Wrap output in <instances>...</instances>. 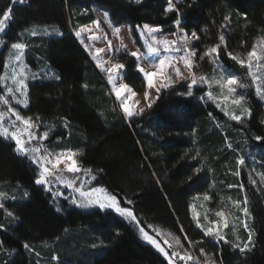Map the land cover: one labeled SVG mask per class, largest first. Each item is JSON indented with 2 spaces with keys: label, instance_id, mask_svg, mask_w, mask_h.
Instances as JSON below:
<instances>
[{
  "label": "trees",
  "instance_id": "1",
  "mask_svg": "<svg viewBox=\"0 0 264 264\" xmlns=\"http://www.w3.org/2000/svg\"><path fill=\"white\" fill-rule=\"evenodd\" d=\"M168 5L169 0H22L15 4L0 0V19L4 10L12 12L0 36L5 42L0 75L11 44H27L24 61L32 76L29 107L21 114L40 118V131L49 132L42 145L50 153H78L79 165L96 176L95 181L88 179V188L104 187L122 197L120 206L134 209L142 224L150 226L145 228L150 235L167 232L179 238L185 249L192 247V256L194 252L206 258L203 248L215 264H264V186L243 176L246 223L255 245L251 251L233 247L237 239L231 234V243L205 236L190 210L196 196L208 195L213 205L226 200L229 204L231 196L242 197L236 189L240 169L235 156L244 151L238 137L256 152L264 176V102L248 85L247 67L227 55L231 52L248 60L254 41L264 33V0H182L176 11L166 12ZM97 8L110 14L114 26L129 25L133 37L142 25L172 34L178 21L188 36L195 31L198 38L189 41L190 51L196 52L193 74L235 75L247 85L241 89L251 115L241 122L229 120L215 101L206 98L209 87L197 80L191 89L187 83L163 89L151 107L127 122L105 83L106 75L75 36L95 21ZM32 28H48L50 34L32 35ZM217 45L218 57L210 53ZM119 62L126 65L124 83L133 92H143L145 80L135 57L123 53ZM261 88L264 91V82ZM34 169L9 141L0 139V192L4 193L0 264H168L162 253L140 239L134 224L109 210L81 211L57 200L54 188L50 193L34 184ZM236 232L241 246L248 232L241 226ZM25 243L31 250L23 247ZM164 249L171 253L169 246Z\"/></svg>",
  "mask_w": 264,
  "mask_h": 264
},
{
  "label": "rangeland",
  "instance_id": "2",
  "mask_svg": "<svg viewBox=\"0 0 264 264\" xmlns=\"http://www.w3.org/2000/svg\"><path fill=\"white\" fill-rule=\"evenodd\" d=\"M136 1V0H135ZM182 0H172V3L176 5L177 3L181 2ZM95 11V21L92 23L80 28L78 31L81 32L82 36L86 37L85 44L88 45V47L91 49V52L86 50L85 52L90 57L91 61L95 64L97 69L100 73H103L106 75L105 77V83L110 91V93L114 96L115 103L119 111L123 114L124 118L128 122L129 119L126 117V115L123 112L122 105H121V99H118L115 95V89L120 88L121 85H126L124 83L123 74L120 78H118L115 74H109L105 71H102V68H109L112 67L115 63L119 62V57L123 53L130 54L133 51L139 52V58H136L137 66L142 67L145 72H156L157 75L153 77V86L151 88L147 87L146 83V77L142 74L143 79L145 80V90L141 93L133 92L130 87H127L122 92V97L126 100L129 108L134 113H140V109L143 108L144 110L148 107L149 104L154 103L156 98L158 97L160 91L163 89L171 88L175 85H178L180 83H187L188 85L191 84V81L193 78L197 80H201V77L205 78L204 84H206L210 90H207L206 92V98L208 100L215 101L220 110L227 116V118L233 122H237L236 120L231 119L232 115H240L242 112H244V109L247 107L246 103L243 99V101L240 104H236L234 101L239 98L240 95H243L242 89L239 87V82L234 85H228L227 84V77L226 75L216 74V71H213L208 76L206 75H195L193 74V56H188L189 62L192 64V67L189 68L186 66L184 60H181L180 57L185 55V51L183 50L184 46L179 42V37L184 36L185 33L181 30V24L180 21L176 22L175 29L176 31L172 34H163L160 29L156 26L152 25H142V27L137 26V37H133L130 29L124 25L120 26H114L112 22L110 21L109 17L106 18L104 16L105 10L101 8H97ZM145 26H148L147 28ZM6 27V24H5ZM150 28H156L159 29V31L149 34L148 29ZM5 30V28H4ZM38 32L42 34H50V29L48 28H32L29 33L32 34V32ZM4 31H0V36L2 35ZM153 36H155V39H153ZM188 40L191 41V37L188 36ZM168 40H177L178 43L176 45H168L167 47L170 49L169 51H165V45L160 43L163 39ZM1 40V37H0ZM109 42L111 43V50L109 49ZM176 47H180L182 50L180 52L173 51L171 49H174ZM253 48H255L256 55L251 58V60L246 61L247 64H251V70L247 67V69L250 72V75L247 74V82L248 85L252 86L257 93V96L259 99H261L264 102V95H261L262 92H264L261 88V83L264 82V33L259 35V37L254 41ZM252 48V49H253ZM2 49V46H0V50ZM96 49H102L103 51H100L99 53H96ZM155 49V51L151 50ZM188 51L190 52V49L188 48ZM252 51V50H251ZM13 50H10L5 55V61L4 65H9L8 67H3L2 73L0 76L5 77H11L13 72L12 65L17 64V62L14 60V56L12 55ZM96 54L99 56V60L93 58V55ZM167 57L166 63L161 70L159 61L161 59H164ZM237 57V56H236ZM239 59V58H238ZM23 63L24 57H23ZM99 65V66H98ZM156 65V67H155ZM213 67L218 68V64H213ZM176 69H179V75H177ZM19 71V69H17ZM123 73V70H122ZM23 75L25 77V82L28 85V79L30 78V70L28 67L24 69ZM109 75L112 76L111 81L109 80ZM255 77V79H254ZM19 79V75L16 77ZM216 81H220L217 83ZM238 81V80H237ZM9 83H11V80H9ZM234 88L235 92L230 91V89ZM260 89V92H258L257 89ZM159 89V91H157ZM147 92V97H145V93ZM208 93L212 94V98L210 99L208 97ZM0 94H3L0 92ZM27 96H28V87H27ZM14 107H19L20 110H24L22 106H17L13 102ZM0 108H3L2 105H0ZM135 116V115H134ZM248 114H244L241 117V120L244 118H247ZM23 128V125H21ZM238 142L244 147L243 152H239L238 155L235 156V164L237 169L239 170L237 174V179L240 181V184L237 185L236 189L239 193H241V198H234L231 196L230 202L228 204L229 200H226L227 203H217V205H213L211 202V199H205V196L209 197L208 195H200L196 196L191 201L190 210L191 213L195 219V223L197 226V222H199L200 227H198L201 231H206L207 228H212L214 232H219L221 235L225 236L226 240L230 241V237L228 234L233 235L234 240L237 239V243L239 244L241 241L240 236L238 238L236 237V229L237 227H243V229L248 232L244 228V224L247 222V216L244 215L243 208L247 205L244 204L245 200V189H244V182H243V176L244 178H248L249 182L253 183L255 181V185L264 186V176L262 174L261 165H257L256 160V152L253 151L244 143V141H239L240 137L237 138ZM35 143V141H33ZM240 158L245 159V164L240 165L237 163V161ZM61 167H64L61 165ZM243 173H242V172ZM245 172V174H244ZM84 174L81 176L83 177ZM64 176L66 178H71V173H64ZM90 180L85 184V188H88L90 186ZM51 188H54V197L57 200H65L67 203L70 204L72 208L81 210V211H90L94 209H98L96 205H92L90 207H79V201L76 205H74L71 202V198L75 195L70 188H65V186L58 182L51 183ZM56 193H63V195H56ZM230 195H228L229 199ZM93 198H99L100 200H104L105 196L104 193H95L93 195ZM210 202V203H209ZM0 203L4 204V201L0 198ZM100 210V209H98ZM109 211L115 213L118 217L125 219L129 223L134 224L131 220H129L127 217H121L119 213L115 211V209H109ZM222 213L221 216H217L216 213ZM135 225V224H134ZM226 225V226H225ZM137 230L139 232L140 239L152 246L156 251L155 246L150 244L148 241H146L143 238V235L140 233L138 226ZM238 231V230H237ZM154 238L157 239L158 243L161 247H165L166 249L168 246L172 249L175 247V240L174 237L167 232H163L160 230L155 231ZM157 233H159L157 235ZM214 237V236H213ZM167 241V243H165ZM235 242V244H237ZM163 244V245H161ZM244 243L240 246L243 247ZM163 247V248H164ZM187 250V249H186ZM189 252L192 251V247L189 248ZM159 252V251H158ZM193 258L198 261L200 264H205V261L208 260L210 256L205 255L201 252L203 256L206 258H200L198 255L194 252ZM202 259V261H201ZM204 261V262H203ZM212 261V258H211ZM211 261L209 264H211ZM178 264H191L190 261H184V262H178Z\"/></svg>",
  "mask_w": 264,
  "mask_h": 264
},
{
  "label": "snow or ice",
  "instance_id": "3",
  "mask_svg": "<svg viewBox=\"0 0 264 264\" xmlns=\"http://www.w3.org/2000/svg\"><path fill=\"white\" fill-rule=\"evenodd\" d=\"M22 2V0H12V3H18ZM137 3H140V0H136ZM167 11H176L175 5L172 3V0H169V5L166 8ZM3 19H0V31H4L5 24L12 18V12L11 9H6L2 13ZM109 13L105 11L104 16L106 18L109 17ZM225 19H228L227 17ZM146 28L148 26H145ZM183 31V29H181ZM27 31V30H26ZM159 31V29L156 28H150L148 29L149 34H153L155 32ZM32 35H36V32L33 31ZM61 35H63L61 33ZM76 38L78 41L85 47L86 50L91 52V49L88 47L87 44H85L86 37L82 36L81 32L77 31L75 33ZM191 38L196 39L197 33L193 31L191 33ZM153 39H155V36H153ZM221 43L224 42V36L221 35L219 37ZM179 42L184 46L183 50L185 51V55L181 56L180 59L184 60L187 67L191 68L192 64L188 60V56H195L196 52L194 50L188 51L189 48V40L187 37V33H185L184 36L179 37ZM163 45H165V51H169L170 49L167 47L168 45H176L178 43L177 40H168L163 39L160 41ZM0 46H5V42L3 40H0ZM28 47L27 44L22 42H15L12 43L10 48L13 50L12 55L14 56V60L17 62V64L12 65L13 72L11 77H5L0 76V92L3 94H0V105L3 106V108H0V139L6 140L10 142V146L13 148V151L21 155L25 158H28L30 162L35 166L36 171V177L34 179V184L38 186L45 187V190L48 192H52L51 183L58 182L65 186V188H70L74 193L77 195L73 196L71 198V202L76 205L79 201L78 206L79 207H90L92 205H96L98 209L100 210H109V209H115L117 213L121 217H127L129 220L134 222L135 225L138 226V229L140 233L143 235V238L148 241L150 244L156 247V249L163 254V256L168 261V264H178V262H184V261H190L191 264H198V261L193 258L192 254L184 248V245L181 243V240L177 237H174L175 240V247L172 248L171 253L169 254L168 251H166L163 247L160 246L157 239L154 238L152 235L149 234L148 231L145 230L146 227L142 224V222L138 219L134 209L130 207H121V203L123 202V198L119 197L117 194H113L108 192L104 187H90L85 188V184L88 182V179L95 181L96 176L92 175L93 172L92 169H83L76 157L78 153L72 152L71 150L60 152V153H50L48 149L42 145V141L46 140L49 136L48 131H40L41 125L38 123L40 118L37 117H30L26 115L21 114V110L19 107H14L13 102L17 106H22L23 108H28V99H27V83L25 82V77L23 75L24 69L27 68V65L23 63V57L25 53V49ZM109 49L111 50V43L109 42ZM219 45L213 47L210 49V53H215L216 56H219ZM155 51V49H151ZM176 52H180L182 49L180 47H176L174 49H171ZM100 51H103L102 49H96V53H99ZM132 57L139 58V52L133 51L130 53ZM205 55H209V53H205ZM227 55L232 59L237 61L240 66L243 68L247 66L249 70H251V64H247L244 59H238L236 56H233L231 52H228ZM256 55L255 48L252 49L248 53V58L251 60L252 57ZM93 58L97 61L99 60V56L94 54ZM168 58L165 57L164 59H161L159 61L161 70L163 69L166 60ZM200 59H204L203 56L200 57ZM9 65H4V67H8ZM99 66V65H98ZM126 68V65L122 63H115L112 65V67L109 68H102V71H105L109 74H115L118 78L122 76V70ZM19 69V71H17ZM137 70L142 73L146 77V83L147 87L151 88L153 86V77L157 75L156 72H145V70L142 67L137 66ZM177 75H179V69H176ZM17 75H19V79H17ZM35 79V75L32 77ZM60 77L57 76L56 79H59ZM112 76L109 75V80L111 81ZM255 79V77H254ZM9 80H11V83H9ZM205 82V78L201 77V83ZM219 83L220 81H216ZM227 84L228 85H234L237 84V78L233 74H229L227 77ZM196 85V79L193 78L191 81V84L188 85L189 89H191L193 86ZM126 85H121L120 88L115 89V95L118 99H121V105L124 114L128 119L133 118L134 115H138L139 113H134L130 110L126 100L122 97V92L126 88ZM240 88H245L247 85L245 83H239ZM258 92H260V89H257ZM159 91V89H157ZM230 91L235 92V89L232 88ZM193 93L191 90L187 92V95L191 96ZM208 97L211 99L212 94L208 93ZM261 95H264V92L261 93ZM145 97H147V92L145 93ZM244 97L243 95H240L238 99H236L234 102L236 104H240L243 101ZM219 106V105H217ZM148 107H151V104L148 105ZM140 113H143L144 109L141 108ZM251 115L250 109L245 108L244 112H242L240 115H232L231 119L236 120L237 122H241V117L244 114ZM23 125V128L21 127ZM67 127V125H65ZM257 140H261V137H256ZM35 141V143H33ZM230 146V145H229ZM238 164L244 165L245 159L240 158L237 161ZM63 165L64 167H61ZM102 171V170H101ZM201 169L197 168L195 170L196 173H199ZM71 173V178H66L64 176V173ZM84 173L83 177L80 175L81 173ZM191 179V177H189ZM255 183V181H253ZM95 193H104L105 199L102 201L99 198L94 199L93 195ZM28 193H25V196L27 197ZM56 195H63V193H56ZM4 193L0 192V197H3ZM209 197L205 196V199H208ZM132 201L128 200L127 204L132 205ZM244 204L247 205V198L245 197ZM4 208V204L0 203V209ZM243 212L245 216H249L248 208L245 206L243 208ZM9 216H12V212H8ZM217 216H221L222 213L218 212L216 213ZM226 226V225H225ZM197 227H200L199 222H197ZM0 228H3V225H0ZM244 228L248 231V239L247 242L244 243L243 247H240L239 244H234L233 247L239 248L241 252H244L245 250L251 251L252 247H254V243L252 241L253 231L249 227L247 223L244 224ZM182 231V229H181ZM159 233H157L158 235ZM205 236H214L217 240L224 241L225 243H231V241L226 240L224 235H221L219 232H214L212 228H207L206 231H204ZM167 243V241H165ZM2 246V245H0ZM23 247L26 250H31V246L27 243L23 245ZM171 247V246H170ZM15 252V249L12 250ZM201 252H203V248L200 249ZM183 252V254H181ZM211 261V258L209 257L208 260L205 261V264H209ZM7 264V262H5ZM211 264H215V261H211Z\"/></svg>",
  "mask_w": 264,
  "mask_h": 264
},
{
  "label": "crops",
  "instance_id": "4",
  "mask_svg": "<svg viewBox=\"0 0 264 264\" xmlns=\"http://www.w3.org/2000/svg\"><path fill=\"white\" fill-rule=\"evenodd\" d=\"M129 29H130V31H131V27L129 26V25H126ZM137 30V28H135V31ZM137 33V32H136ZM155 67H156V65H155Z\"/></svg>",
  "mask_w": 264,
  "mask_h": 264
}]
</instances>
